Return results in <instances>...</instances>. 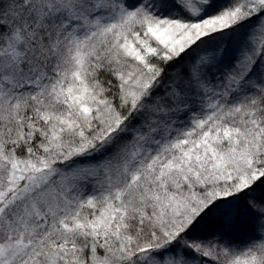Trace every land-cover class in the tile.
<instances>
[{"label":"snow or ice","instance_id":"obj_1","mask_svg":"<svg viewBox=\"0 0 264 264\" xmlns=\"http://www.w3.org/2000/svg\"><path fill=\"white\" fill-rule=\"evenodd\" d=\"M0 264H264V0H0Z\"/></svg>","mask_w":264,"mask_h":264}]
</instances>
